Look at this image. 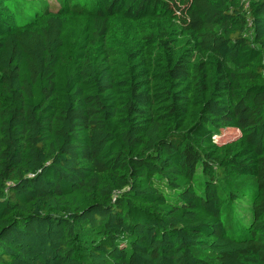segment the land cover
Returning a JSON list of instances; mask_svg holds the SVG:
<instances>
[{
    "label": "trees",
    "instance_id": "trees-1",
    "mask_svg": "<svg viewBox=\"0 0 264 264\" xmlns=\"http://www.w3.org/2000/svg\"><path fill=\"white\" fill-rule=\"evenodd\" d=\"M26 1L0 0V264H264V0Z\"/></svg>",
    "mask_w": 264,
    "mask_h": 264
},
{
    "label": "rangeland",
    "instance_id": "rangeland-1",
    "mask_svg": "<svg viewBox=\"0 0 264 264\" xmlns=\"http://www.w3.org/2000/svg\"><path fill=\"white\" fill-rule=\"evenodd\" d=\"M26 9H30L29 7L31 5H35L33 7H36V3L35 2H32V1H26ZM246 2H248V0H246ZM22 7H24L22 4L19 6V9L22 10ZM25 9V10H26ZM235 132H228L226 135H233ZM247 198H245V200H241V201H237V202H234L233 205H232V210H231V217L233 218V220L237 223L236 221V218L239 222L241 223H244L246 221V218L248 217V212L246 211V209L249 208L248 206V202H246ZM236 225V224H234Z\"/></svg>",
    "mask_w": 264,
    "mask_h": 264
}]
</instances>
